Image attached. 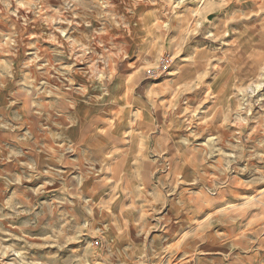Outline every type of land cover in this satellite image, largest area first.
<instances>
[{
	"label": "clouds",
	"instance_id": "9594fccd",
	"mask_svg": "<svg viewBox=\"0 0 264 264\" xmlns=\"http://www.w3.org/2000/svg\"><path fill=\"white\" fill-rule=\"evenodd\" d=\"M0 264H264V0H0Z\"/></svg>",
	"mask_w": 264,
	"mask_h": 264
}]
</instances>
